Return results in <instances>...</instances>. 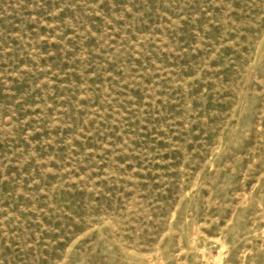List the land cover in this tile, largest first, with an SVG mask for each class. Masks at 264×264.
Segmentation results:
<instances>
[{
	"label": "rangeland",
	"instance_id": "1",
	"mask_svg": "<svg viewBox=\"0 0 264 264\" xmlns=\"http://www.w3.org/2000/svg\"><path fill=\"white\" fill-rule=\"evenodd\" d=\"M0 264H264V0H0Z\"/></svg>",
	"mask_w": 264,
	"mask_h": 264
}]
</instances>
